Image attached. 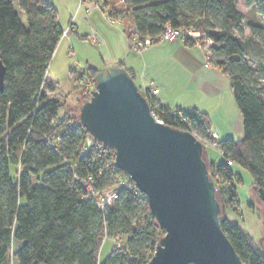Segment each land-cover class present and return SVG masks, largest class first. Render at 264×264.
I'll return each mask as SVG.
<instances>
[{
    "label": "trees",
    "instance_id": "trees-1",
    "mask_svg": "<svg viewBox=\"0 0 264 264\" xmlns=\"http://www.w3.org/2000/svg\"><path fill=\"white\" fill-rule=\"evenodd\" d=\"M95 1L111 16L127 14L144 38L170 24L200 29L213 39L210 63L230 78L244 137L219 142L225 161L208 163L210 178L233 204L243 178L232 165H239L250 173L253 192L264 205V24L256 23L252 35L243 38L245 16L237 0ZM243 1L250 22L261 17L264 23V0ZM63 35L46 0H0V61L6 67L0 92V264H7L14 242L21 243L14 251L17 264H148L165 230L146 196L115 166L107 146L96 143L82 154L88 132L69 112L59 115L66 98L48 97L56 90L46 80L48 69ZM99 72L89 67L84 76L95 81ZM143 94L163 124L209 136L207 113L157 106ZM109 190L116 197L101 210L97 198ZM222 229L245 264H264L250 234L227 219ZM108 238L124 242L99 262Z\"/></svg>",
    "mask_w": 264,
    "mask_h": 264
},
{
    "label": "water",
    "instance_id": "water-1",
    "mask_svg": "<svg viewBox=\"0 0 264 264\" xmlns=\"http://www.w3.org/2000/svg\"><path fill=\"white\" fill-rule=\"evenodd\" d=\"M5 76L0 61V92ZM95 82L79 121L114 151L115 166L146 196L165 230L148 264H245L222 229L203 142L158 121L126 69L101 70Z\"/></svg>",
    "mask_w": 264,
    "mask_h": 264
},
{
    "label": "crops",
    "instance_id": "crops-1",
    "mask_svg": "<svg viewBox=\"0 0 264 264\" xmlns=\"http://www.w3.org/2000/svg\"><path fill=\"white\" fill-rule=\"evenodd\" d=\"M46 1L55 8L59 24L64 31L70 24L76 30L63 36L58 50L63 46L72 48L73 34L88 39L89 34L94 30L99 35L101 46L110 56L108 66L111 69L118 68L119 64L123 63L124 69L132 70L141 90L158 88L159 92L156 95L151 94L150 91L148 93L157 106L196 109L207 113L210 117L211 130L205 140H211L212 134H217L219 141L228 138L237 141L243 139L244 121L232 91L230 78L211 64L202 50L180 42H165L155 44L137 55L130 50L129 40L124 31L123 34L117 28H108L104 12L95 4L94 7L92 4L94 2ZM237 1L238 9L248 17L250 9L243 0ZM46 80L48 83H53L48 76ZM210 150L213 152L211 154L213 160H218V163L225 161L220 149L210 148ZM206 156L208 163L217 164L210 159V155L206 154ZM232 166L234 170V165ZM15 243L14 250H17L21 247V243Z\"/></svg>",
    "mask_w": 264,
    "mask_h": 264
},
{
    "label": "rangeland",
    "instance_id": "rangeland-1",
    "mask_svg": "<svg viewBox=\"0 0 264 264\" xmlns=\"http://www.w3.org/2000/svg\"><path fill=\"white\" fill-rule=\"evenodd\" d=\"M92 4L94 5V3ZM119 4L121 7L123 6L122 1H119ZM94 7L96 6L94 5ZM17 10L19 11V9ZM119 16L126 21L127 25H132L131 19L127 14ZM104 19L106 20V18ZM260 21L261 17L252 22H250L248 17H245L241 36L243 38L251 36L253 33L251 27L255 26L256 23L264 24ZM105 22H107L108 28H117L123 33L122 26L115 27L107 20ZM103 24L105 23L103 22ZM107 26H105V29H107ZM109 60L110 56L101 44L94 45L88 39L79 38L75 34H73L72 48L70 46H63L59 50L57 48L50 63L47 76L56 86L54 93L48 92V97L59 100L66 98L67 101L66 108L59 113L60 116L69 112L70 116L79 119L80 106L91 98L90 93H87L84 88V74L87 73L89 67H97L103 70L111 69L108 66ZM141 92L144 93L143 90ZM194 133L199 140L203 142L210 141L205 140L200 134ZM210 148L212 147H206L205 159L207 160L206 154H208L212 161H216L211 157L213 152ZM217 164L219 163L217 162ZM234 170L241 174L243 183L238 186V201L233 202V204H228L220 193H217V198L222 207L221 217L238 224L244 232L250 234L256 246L264 254V205L253 192L250 173L239 165H234ZM123 242L124 238L106 239L99 255V262H104L111 254L114 246L119 247ZM15 247L16 243L13 245V250L9 252L7 264H17L14 256Z\"/></svg>",
    "mask_w": 264,
    "mask_h": 264
},
{
    "label": "built area",
    "instance_id": "built-area-1",
    "mask_svg": "<svg viewBox=\"0 0 264 264\" xmlns=\"http://www.w3.org/2000/svg\"><path fill=\"white\" fill-rule=\"evenodd\" d=\"M81 2H83L81 0ZM91 2H94L96 6L99 7V5L96 3L95 0H91ZM106 20L112 25V26H122L123 31L126 33H129L128 40L130 49L133 53L139 55L143 53L145 50L149 49L150 47L154 46L158 43H165V42H180L185 45L192 44L193 47H196L205 54V57L208 61H210L212 56V47L214 45V41L211 37H209L205 32H203L200 29L197 28H190V29H183V28H174L172 25L167 24L165 25V28L162 33L154 36V37H146L144 38L140 33H138L135 28L131 25H127L126 21L123 20L121 17H114L108 14V12H104ZM75 28L72 24L64 31L63 36H67L71 32H75ZM88 40L94 44V45H100V38L99 35L92 30V32L88 36ZM85 84L84 88L87 93H90L91 91L95 90L96 88V82L88 77H84ZM83 79V80H84ZM83 82V81H82ZM156 95L159 90L158 88L151 87L148 90H143L144 93H149ZM149 95V94H148ZM157 120L158 118L154 116ZM160 121V120H158ZM162 122V121H160ZM203 142V141H202ZM219 139L217 134H212V138L209 142H203L205 148L206 147H212L215 149H219ZM98 143L89 133L86 138V146L83 149L82 154L88 152L91 148L95 146V144ZM93 183V181H91ZM121 185H125L124 182L121 183ZM116 197V193L113 190L107 191L103 197L97 198V204L100 207L101 210H105L107 207L111 206L114 199Z\"/></svg>",
    "mask_w": 264,
    "mask_h": 264
}]
</instances>
